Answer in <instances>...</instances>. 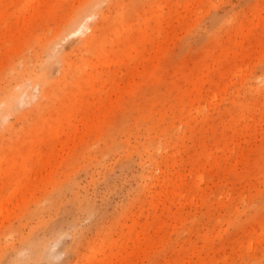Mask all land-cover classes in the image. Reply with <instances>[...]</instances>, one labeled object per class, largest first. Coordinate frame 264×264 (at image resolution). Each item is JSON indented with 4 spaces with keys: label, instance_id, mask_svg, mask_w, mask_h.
I'll use <instances>...</instances> for the list:
<instances>
[{
    "label": "rangeland",
    "instance_id": "rangeland-1",
    "mask_svg": "<svg viewBox=\"0 0 264 264\" xmlns=\"http://www.w3.org/2000/svg\"><path fill=\"white\" fill-rule=\"evenodd\" d=\"M0 264H264V0H0Z\"/></svg>",
    "mask_w": 264,
    "mask_h": 264
},
{
    "label": "bare ground",
    "instance_id": "bare-ground-1",
    "mask_svg": "<svg viewBox=\"0 0 264 264\" xmlns=\"http://www.w3.org/2000/svg\"><path fill=\"white\" fill-rule=\"evenodd\" d=\"M81 27H84V25L81 26ZM70 129H71V128H70ZM72 129H73V128H72ZM42 157H43V156H41L40 158L42 159ZM41 159H37V160L40 161ZM45 160H46V158H45ZM45 160H44V161H45ZM47 162H48V158H47ZM15 191H16V190H15ZM113 253H114V252H113ZM113 253H111V254H112V255H115V254H113Z\"/></svg>",
    "mask_w": 264,
    "mask_h": 264
}]
</instances>
